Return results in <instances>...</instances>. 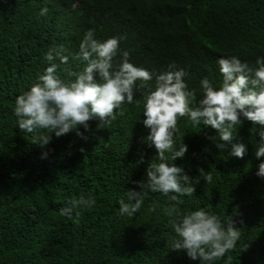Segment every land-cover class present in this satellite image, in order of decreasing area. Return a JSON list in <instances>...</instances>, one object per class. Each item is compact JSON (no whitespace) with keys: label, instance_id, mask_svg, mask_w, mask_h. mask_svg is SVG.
I'll return each instance as SVG.
<instances>
[{"label":"trees","instance_id":"1","mask_svg":"<svg viewBox=\"0 0 264 264\" xmlns=\"http://www.w3.org/2000/svg\"><path fill=\"white\" fill-rule=\"evenodd\" d=\"M43 7L48 14L39 16ZM89 29L101 41L125 37L114 65L127 51L153 80L144 88L137 81L134 102L122 104L124 115L107 127L98 129V120L89 121L88 130L79 126L86 139L75 130L61 137L53 132L42 148L19 129L15 100L51 66L44 59L50 48L63 46L69 57L68 64L53 61L59 79H70L66 69L81 70L83 62L73 57ZM233 55L250 66L264 57V0H0V264H200L170 250L175 233L163 212L168 197L148 192L132 218L119 215L118 201L127 202L128 190L140 191L136 182L157 162L142 123L155 76L175 62L188 73L198 102L200 81L207 77L218 88L217 61ZM241 120L232 143L247 146L243 159L229 155L231 144L217 149L209 137L218 133L210 126L178 121L176 146L184 143L188 151L170 163L200 179L193 196L182 197L181 210L243 220L235 251L212 264H229L228 256L230 264H264V177L256 175L264 157L254 154L264 126ZM199 169L211 171L212 184ZM82 194L94 197L93 208L79 219L61 216L66 201Z\"/></svg>","mask_w":264,"mask_h":264},{"label":"clouds","instance_id":"2","mask_svg":"<svg viewBox=\"0 0 264 264\" xmlns=\"http://www.w3.org/2000/svg\"><path fill=\"white\" fill-rule=\"evenodd\" d=\"M48 11L43 7L39 16H46ZM124 38L101 41L95 37L94 30H87L73 57L84 66L79 71L66 69L70 78L67 81L56 76L57 65L53 63L59 59L68 64L69 57L64 54L63 46L50 48L44 54L51 66L38 75V82L30 90L16 98L14 107L19 129L32 134L33 144L43 148L52 139L50 133L61 137L74 130L77 136L86 139L78 130L79 126L88 130V122L98 120L97 128H105L117 115H124L120 106L134 102L137 81L141 82L139 87L144 88L153 80L152 73L130 62L127 51L120 54V60L114 65L120 41ZM217 63L222 82L217 88L207 77L203 78L200 81L203 95L198 102L195 90H190L185 81L188 73L177 69L175 62L168 65L167 71L155 76L154 89L149 88L144 95L142 123L150 130L145 141L149 147H155L157 162L149 164L146 179L136 182L140 191L128 190L127 202L125 198L118 201L119 215L132 218L141 209L143 197L148 192L168 197L169 203L163 212L175 233L169 241L170 250L183 251L190 260L200 264H212L235 251L241 235L236 225L243 224V220L231 217L222 221L203 208L181 210L182 197L193 196L194 184H199L200 179H193L184 168L170 163L183 158L188 151L184 143L176 146L175 138L180 131L178 121L186 118L193 127L210 126L218 133V137H209L217 149L224 151L227 144H231L229 155L240 159L246 154L247 146L232 141L234 128L243 122L241 117L264 126V57L257 58L253 66L234 55L221 57ZM258 135L260 140L254 153L257 160L264 157V130ZM46 156L45 152L42 158ZM199 174L205 183H213L211 171L199 169ZM256 175L264 177V161L259 163ZM95 203L90 195L70 198L60 209V215L68 220L79 219L82 210H91ZM156 207L151 205L149 211L155 212ZM227 259L230 264L232 257Z\"/></svg>","mask_w":264,"mask_h":264}]
</instances>
